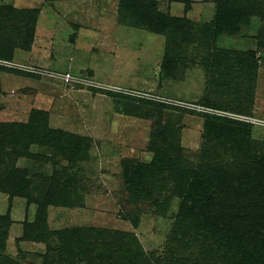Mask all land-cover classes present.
I'll use <instances>...</instances> for the list:
<instances>
[{"label": "rangeland", "instance_id": "1", "mask_svg": "<svg viewBox=\"0 0 264 264\" xmlns=\"http://www.w3.org/2000/svg\"><path fill=\"white\" fill-rule=\"evenodd\" d=\"M244 2L242 22L209 35L221 0H0V8L21 11H8L0 24V123L28 124L44 112L49 127L74 136L77 147L63 144L56 152L24 138L1 152L11 175L31 179L33 203L0 190V217L11 222L0 264L73 263L75 246L91 237L93 249L106 244L114 253L128 251L136 239L151 258L163 259L168 246L181 260L173 264H198L200 252L212 260L209 242L224 243L214 228L178 238L176 167L162 173L143 167L156 157L181 158L188 171L215 166L225 152L220 142L209 143L212 117L220 119L217 127L224 119L249 125L250 137L264 144V0ZM156 15L180 22L160 34L147 25ZM239 59L246 62L241 69ZM65 73L73 80L66 82ZM230 77L239 87L229 88ZM1 138L8 142L5 130ZM233 170L235 178L242 175ZM133 171L145 190L137 195L125 184ZM46 179L71 184L75 197L48 206L50 235L34 241ZM228 189L215 191L224 205L250 203L230 198ZM206 213L212 217L211 208ZM110 259L114 264L115 254Z\"/></svg>", "mask_w": 264, "mask_h": 264}, {"label": "trees", "instance_id": "2", "mask_svg": "<svg viewBox=\"0 0 264 264\" xmlns=\"http://www.w3.org/2000/svg\"><path fill=\"white\" fill-rule=\"evenodd\" d=\"M243 4H245L244 0H221L218 14L212 23L213 27L210 24L209 35L223 33L232 29L234 27L232 26L233 24L238 25L242 22L247 9V7H243ZM8 11L21 12L14 9L0 8V24L7 23L8 18H10L9 14L6 15L10 13ZM156 17H158L156 20H151L147 25L148 28L160 34L165 33L166 29L168 30L170 27H176L180 22L176 18L165 16L161 18L160 15H156ZM32 32L34 35V30ZM2 33L3 30L0 28V36H2ZM209 40L205 42L209 44ZM3 51H5L4 48L0 47V56H4L1 53ZM237 65L241 69L246 65V62L244 59H239ZM230 79V89L239 87L235 81H232L235 78L230 77ZM212 118L220 120L217 117ZM215 120H210L208 128H206L208 130L214 128L211 131L212 140L208 135H205L206 141L208 138L209 143L216 140L224 148L225 154H217L220 156L214 160L215 166L207 168L202 166L193 171H188L181 158L168 160L167 162V160L163 161L156 157L152 165L144 166L143 168L159 170L162 173V170L168 172L169 168L175 170L174 168L176 167V175H173L174 189L175 195L181 199V203L175 227L178 229L180 241L185 240L187 230L193 232L206 226V230H211V234L214 228L213 235L217 241L221 240L224 242L221 246H218L217 242H209L212 260L208 262L204 258V253L200 252L198 264H264V206H261V203L259 204V200L264 201V144H259L250 137L248 129L250 126L247 124L224 119V126L217 127ZM225 120L226 122H224ZM211 124L213 125L210 126ZM3 130L8 134L9 140L6 138L8 142L1 138ZM24 138H28L27 145L38 142L43 146H51L56 152H61L63 144L66 147L70 145L73 149L77 148L75 147L76 144L72 142L75 139L74 136L72 137L65 132L50 128L47 114L36 112L32 114L28 124L0 123V155L2 151L7 150L5 149L6 146L18 145ZM80 141L86 142L87 140L80 139ZM84 150H81V153H86L85 158H87L88 151ZM7 151L10 152L11 149ZM9 152L5 157L9 158ZM54 157L55 155L49 160L54 162ZM235 167H239L242 170V175H237V178H235V171L233 170ZM22 173L24 176L21 178L16 177L15 174L11 175L8 161L2 159L0 161V190L10 194L12 198L15 196L25 197L28 198L29 202L33 203L30 194V189L33 185L32 181L26 178L24 172ZM173 173L175 172L173 171ZM135 174L136 172L133 171L131 175L127 174L125 176V184L128 191L132 192L131 195H137L138 191L141 190L145 191L140 184L141 182L136 180ZM71 177V174L66 171L65 180L67 181ZM235 181L236 185L234 184ZM56 183V180L49 182L46 179V195L42 201L36 202L38 211L35 225H42V227L40 228L41 231L33 236L32 239L34 241H46L50 235L46 223L48 206H66L74 200L75 194L72 192L71 184L65 183L63 186H58ZM229 184L235 186L230 187ZM228 188L232 189L231 193H228V195H231L230 198H232V195L236 199L249 198L250 203L238 207L230 203L224 205L218 199L219 197L215 194V191L219 189L222 193L227 194ZM244 192L245 194H243ZM208 207L212 209L211 218L207 217L206 211ZM190 220L192 221L189 222ZM189 224L193 225V228ZM10 225L9 216L0 217V248H4L8 240ZM91 240H93L92 237L88 239V244L83 243L79 245L80 247L75 246L74 255L78 260L75 261L76 264H111V254H115L116 260L114 264H173L181 261L175 255L170 254L168 246L164 252L163 259H161L154 255L152 258L149 257L136 239L128 251L124 250L116 253H114L115 250L113 251L106 244H103L105 246L104 249L100 248L99 245L93 249V245H90ZM73 242L76 245L79 244V241L74 238ZM173 242L174 238L172 237L169 241L170 247ZM119 255L122 256L118 257ZM205 257L210 258L209 256ZM91 260L92 262H90ZM70 261L73 260L71 259L67 262ZM75 262L69 264H75ZM7 264L12 263L9 262Z\"/></svg>", "mask_w": 264, "mask_h": 264}, {"label": "built area", "instance_id": "3", "mask_svg": "<svg viewBox=\"0 0 264 264\" xmlns=\"http://www.w3.org/2000/svg\"><path fill=\"white\" fill-rule=\"evenodd\" d=\"M63 79L66 81V82H70L73 80V77L70 75V73H65L63 75Z\"/></svg>", "mask_w": 264, "mask_h": 264}]
</instances>
